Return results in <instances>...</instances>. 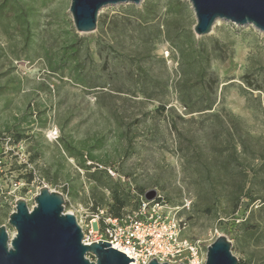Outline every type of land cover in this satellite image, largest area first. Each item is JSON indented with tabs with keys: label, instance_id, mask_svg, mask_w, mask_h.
Masks as SVG:
<instances>
[{
	"label": "rangeland",
	"instance_id": "374dc122",
	"mask_svg": "<svg viewBox=\"0 0 264 264\" xmlns=\"http://www.w3.org/2000/svg\"><path fill=\"white\" fill-rule=\"evenodd\" d=\"M21 1L29 21L38 22V28L34 46L26 49V25L15 0H0V8L8 2L0 13V133L13 132L15 138L19 133L28 139L32 155L36 156L33 163L37 174L48 188L64 195L65 212L74 214L79 223L98 229L92 223L97 214L95 207L103 196L109 199L110 193L97 189L82 166L89 159L86 156L92 154L95 162L117 169L126 187L130 183L146 186L147 191L157 190L175 206L191 200L192 210L184 214L189 221L187 233L205 241V255L208 246L225 235L242 264H264V33L252 26L221 22L211 35L205 36L206 42L220 39L231 51L225 63H214L221 80L220 104L211 112L184 115L174 89L164 101H157L117 93L111 87L88 90L77 84L76 68L82 53L69 64L58 66L65 48L79 35L92 53L99 39L129 56L153 51L166 60L169 74L176 80L179 64L167 41L152 48L142 42L129 22L125 21V27L113 26V18L124 16L121 6L105 8L98 30L80 35L69 13L71 0ZM147 3L161 10V30L166 37L169 31L193 30L196 18L189 2L145 0L137 8ZM47 54L52 55L55 70ZM16 59L28 63L26 67L23 64V71L14 66ZM95 59L98 60L96 54ZM155 70L159 73L162 67ZM160 102L168 104L165 111L159 109ZM216 114L218 117H214ZM55 129L60 137L51 142L48 134ZM126 131L138 136L132 147L123 136ZM229 156L243 164L241 172L231 173L223 167ZM21 169L15 163H3L0 174V227L6 225L11 235L16 233L8 223L12 211L2 208L1 193L11 192L12 184L22 180L29 184L30 192L25 189L17 196L31 207L39 187L35 174L27 176L29 172ZM208 169L213 172L212 185L204 182ZM252 169L257 172L256 179ZM123 172L131 179L127 180ZM243 187L244 193L251 192L258 200L250 203L244 197L235 211ZM135 205L133 198L123 213ZM211 233L216 238L208 242Z\"/></svg>",
	"mask_w": 264,
	"mask_h": 264
},
{
	"label": "trees",
	"instance_id": "16d2710c",
	"mask_svg": "<svg viewBox=\"0 0 264 264\" xmlns=\"http://www.w3.org/2000/svg\"><path fill=\"white\" fill-rule=\"evenodd\" d=\"M15 2L18 14L19 16L21 15L20 17L26 25L24 43L26 49H30L35 43L34 32L38 28V22L29 21V16L25 12L24 3L21 0H15ZM7 3L0 8V13H2ZM121 8L124 10V16L113 18V26L117 28L120 26L125 27L129 22L131 29L139 33L142 42L152 48L167 41L171 46L173 58H176L179 64L176 80L173 81L171 78L166 60L159 58L153 51H148L144 55L129 56L128 54H123L113 44L99 39L96 43V52L92 53L89 46L85 44L84 38L79 35H76L75 42L65 48L63 59L65 62L64 64L63 61L59 62L58 66L69 64L82 53L83 58L78 61L75 81L88 90L111 87L112 91L117 93H125L131 96L140 95L148 100L164 101L169 96L170 89H174L185 111L184 115L215 110V107L220 104L218 99L222 93V88L220 87V75L214 63L216 60L225 63L231 56L229 48L218 38H212L207 42L206 37L197 38L191 28L169 31L166 37V32L161 30L160 17L162 12L159 9L154 10L151 3L145 4L142 9H138L135 5H121ZM125 21L127 24H125ZM101 23L105 25V21ZM175 53H177V57ZM95 54L98 60L95 59ZM47 55L51 57V69L55 70L52 55ZM16 60L22 61V59ZM159 67H162V70L157 73L155 69ZM160 103L159 109L165 111L168 104ZM31 105L33 106L34 104ZM171 108L174 111L173 107ZM214 117H218V115L216 114ZM222 124L225 125L224 121ZM123 136L129 140L131 147L133 140L138 137L127 131ZM15 139L21 140L23 136L17 133ZM242 141L244 148L247 147L243 139ZM74 155L76 154L74 153ZM33 157L36 158V156ZM256 157L255 155L254 159ZM86 159L89 160H87V163L93 162L91 166L86 165V161L82 165L88 171L90 181L95 184L97 189L107 190L110 193L109 199L103 196L102 201L95 207V211L98 213L100 210L108 208V212L113 218L121 217L124 209L134 198L130 183L126 187V185H123L121 178H114L108 171L95 166L108 167L106 164L95 162L97 160L92 154H89V157L86 156ZM223 167L231 173H235L241 172L243 164L236 157L229 156ZM115 171L121 176L117 169ZM251 172H253V179H256L257 172L253 169ZM123 173L127 180L131 179L129 174ZM213 177L212 170L208 169L204 182L211 185L214 184ZM135 188L140 194L147 192L146 186L140 185ZM244 197H247L250 203L258 200L253 198L251 192L244 193L243 187L238 196L235 211L239 208ZM249 206L250 204H247L246 209ZM217 215L220 216L221 214L217 213ZM218 219L221 220V217H218ZM240 264L242 263L240 262Z\"/></svg>",
	"mask_w": 264,
	"mask_h": 264
},
{
	"label": "water",
	"instance_id": "95a60500",
	"mask_svg": "<svg viewBox=\"0 0 264 264\" xmlns=\"http://www.w3.org/2000/svg\"><path fill=\"white\" fill-rule=\"evenodd\" d=\"M196 18L193 32L197 38L213 33L217 22L252 26L264 33V0H185ZM145 0H71L69 13L76 32L92 34L98 30L101 12L110 6H142ZM156 190L145 193L147 200L156 197ZM62 193L41 188L30 207L25 199L16 202L9 216L11 235L6 225L0 227V264H131L126 254L107 241L84 242V231L77 217L65 212ZM94 258V260L91 259ZM150 264L159 263L156 259ZM206 264H240L233 253L232 241L220 235L206 254Z\"/></svg>",
	"mask_w": 264,
	"mask_h": 264
},
{
	"label": "built area",
	"instance_id": "2783aa9c",
	"mask_svg": "<svg viewBox=\"0 0 264 264\" xmlns=\"http://www.w3.org/2000/svg\"><path fill=\"white\" fill-rule=\"evenodd\" d=\"M166 57H170V52H167ZM23 64L25 67L28 65L23 60L14 61V66L19 72L23 71ZM59 137L58 129L51 130L48 134L51 142L57 141ZM33 162L28 139L16 140L10 132L0 133V174L3 171V163L19 165L22 171L29 172L27 176L35 174L36 181H39V187L33 194L35 198L41 188L48 186L45 180L40 179ZM95 166L108 171L114 178L122 179L111 167ZM28 185L22 180L16 181L12 184L11 192H2V208L9 207L14 212L17 200L23 199L18 197L17 193L25 189L30 192ZM130 185L136 204L134 209L123 213L119 218H113L108 208L100 210L92 220V223L98 225L97 230L80 222L84 231V242L92 244L107 241L113 248L133 259L134 263L131 264H150L154 259L159 263L168 264H206L205 241L191 238L187 233L189 221L184 214L191 212L193 202L186 200L181 207L175 206L157 190L156 197L149 201L145 194H137L135 186ZM215 238L216 235L211 233L207 241L213 242Z\"/></svg>",
	"mask_w": 264,
	"mask_h": 264
},
{
	"label": "bare ground",
	"instance_id": "6f19581e",
	"mask_svg": "<svg viewBox=\"0 0 264 264\" xmlns=\"http://www.w3.org/2000/svg\"><path fill=\"white\" fill-rule=\"evenodd\" d=\"M220 23H221V22H217V25L220 24ZM217 25H216V26H217ZM216 26H215V27H216ZM242 54H243V53H242ZM240 63H241V59H239V60L236 61L235 71H236L237 73H239V70H240V69H239ZM237 82H238V81H237ZM236 105H237V107H240L238 103H236Z\"/></svg>",
	"mask_w": 264,
	"mask_h": 264
}]
</instances>
